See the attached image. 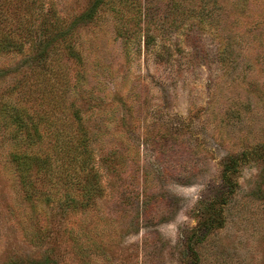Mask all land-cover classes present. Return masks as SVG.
I'll list each match as a JSON object with an SVG mask.
<instances>
[{
    "label": "rangeland",
    "instance_id": "1",
    "mask_svg": "<svg viewBox=\"0 0 264 264\" xmlns=\"http://www.w3.org/2000/svg\"><path fill=\"white\" fill-rule=\"evenodd\" d=\"M85 1L54 0L64 15ZM221 1V29L215 0H146L147 17L124 9L115 25L131 13L148 25L127 41L103 12L80 31L81 62L52 59L31 101L62 120L75 100L94 131L101 193L62 210L54 185L40 238L26 237L13 209L29 204L0 139V264H264V0ZM18 59L2 54L0 66ZM33 182L45 190L41 174ZM212 209L221 220L207 226Z\"/></svg>",
    "mask_w": 264,
    "mask_h": 264
},
{
    "label": "trees",
    "instance_id": "2",
    "mask_svg": "<svg viewBox=\"0 0 264 264\" xmlns=\"http://www.w3.org/2000/svg\"><path fill=\"white\" fill-rule=\"evenodd\" d=\"M224 7L221 0H215L220 29L223 27ZM124 9L125 13L140 11L147 17L150 7L146 0H86L76 13L64 15L54 0H0V55L16 54L19 58L14 65L9 62L0 66V79L11 76L7 94L0 96V139L12 143L9 172L23 191V201L29 204L26 207L20 200L13 209V215L18 217L26 237L40 238L42 226L38 228L35 222L47 213L51 194L58 191L54 185L59 187L60 184L65 188L62 197L59 195L60 198L56 199L62 210L67 206L84 209L102 188L93 148L94 131L83 119L75 100L63 103L61 113L66 118L61 120L54 118L53 112L45 110L42 103L36 105L31 101V88H41L47 69L54 70L52 59L55 56L64 64L82 61L80 31L89 24H99L103 12L109 14L115 33L123 36L125 41L140 27H148L147 24L138 25L135 22L137 17H131L132 13L120 17L115 25V19L124 14ZM146 32L144 43L148 46L151 35ZM222 32L223 29L217 36L220 46L223 39L227 43L230 41V38L223 37ZM75 76L74 71L67 77L72 79L71 89L76 84ZM61 89L62 103L65 97ZM20 142L25 143L27 151L17 150L16 145ZM39 174L46 181L45 190L36 193L33 178ZM222 179L226 185L229 183L225 171ZM74 189H79L78 195ZM212 210L216 215L207 222V226L212 221L218 224L221 220L220 211ZM196 232L190 233L189 243L197 239Z\"/></svg>",
    "mask_w": 264,
    "mask_h": 264
}]
</instances>
